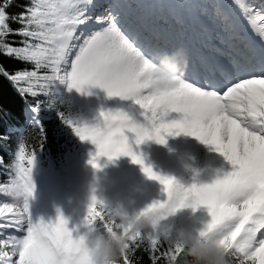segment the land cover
I'll return each instance as SVG.
<instances>
[{
	"label": "snow or ice",
	"instance_id": "1",
	"mask_svg": "<svg viewBox=\"0 0 264 264\" xmlns=\"http://www.w3.org/2000/svg\"><path fill=\"white\" fill-rule=\"evenodd\" d=\"M14 6H19L15 0H0V55L33 67L10 72L0 64V76L21 96H52V86L59 82L69 91L91 95L89 89L97 88L115 99L117 106L102 109L92 124L59 116L76 137L95 145L89 161L93 168L100 167V157L111 161L128 156L167 195L149 205L160 210L162 227L136 232L130 222H122L119 209L108 208L95 194L81 226L123 236L120 264H138L134 257L140 251L148 253L151 264H180L183 241L170 239L162 221L183 208L195 212L204 206L211 220L200 234L215 229L229 264H264V0L259 5L250 0L188 5L202 8L225 34L231 64L204 77L194 74L191 80L185 72L166 88L159 87L155 69L176 51L143 36L152 11L163 5L147 0H27L19 12L10 11ZM245 23L259 36V46L247 35ZM42 105L36 100L29 106L31 124L41 133L39 147L44 130L36 114ZM181 134L211 146L231 170H218L209 184L185 187L154 172L134 151V145L145 141L166 144V137ZM35 164L36 148L29 150L23 140L11 164L0 158L9 177L0 184V194L12 201L0 203V236L5 237L0 264H76L71 258L78 228L70 229L62 214L55 222H33L28 201L35 189ZM7 229L21 234L6 235L2 230Z\"/></svg>",
	"mask_w": 264,
	"mask_h": 264
},
{
	"label": "rangeland",
	"instance_id": "2",
	"mask_svg": "<svg viewBox=\"0 0 264 264\" xmlns=\"http://www.w3.org/2000/svg\"><path fill=\"white\" fill-rule=\"evenodd\" d=\"M197 1L201 4L214 2V0ZM160 12L168 14V9L163 6L158 11ZM66 87L67 85L64 86L65 93H71L72 90L69 91ZM89 91L91 95L82 94L75 89L72 92L75 97L76 112L70 120L75 123L92 124L96 121L102 110L101 101L98 98L105 100V109L116 107L118 104L114 99L107 98L100 89L92 88ZM68 132L73 142L61 159L42 160L36 155V164L33 169L35 189L28 201L33 222L40 220L46 223L55 222L58 214H62L68 220L70 229L76 227L79 234H84L87 228L82 227L81 223L87 215L93 194L103 200L108 208H119L129 216L138 214L154 201L167 199L163 185L147 177L141 165L133 163L128 156H121L111 161L107 157H100L97 160L100 167L93 168L89 161L96 152L95 145L88 141H81L70 128ZM150 142L154 143V148L158 147L157 142ZM134 151L142 155L145 165L151 166L157 174L175 177L176 181L185 187L191 185L190 181L181 179V172H177V168L185 166L180 157L174 162L177 168L169 166L171 163L167 164L170 157L162 160L166 166L158 167L153 160L156 158L160 160L163 157L147 156L148 160H146L142 151L135 148ZM195 212L191 209H183L162 223L169 226L172 236H183L182 234L186 232L192 233V228L199 231L205 227L211 217L204 207Z\"/></svg>",
	"mask_w": 264,
	"mask_h": 264
},
{
	"label": "bare ground",
	"instance_id": "3",
	"mask_svg": "<svg viewBox=\"0 0 264 264\" xmlns=\"http://www.w3.org/2000/svg\"><path fill=\"white\" fill-rule=\"evenodd\" d=\"M147 2L154 4L158 3V5L161 4L168 9L167 16H165L163 13H158V11L154 9L149 17V30L143 32V36L151 44L166 45L171 51L183 50V52H188V50H191L190 48H196L194 51H191V53L194 54L204 53L203 51L205 50L210 54L224 52L225 54L223 55L228 56V59L231 60L228 46L225 43V34L211 18L206 17L204 19H198V15L200 14H198L196 11H189V14L184 12V15L195 21H184L183 23H180L181 26L173 29L170 32L166 31V29H168L167 27L171 25V23L168 22V16L172 15V10L176 7L178 8L181 2L185 7H188V5H194L192 0H148ZM173 12H176V9H174ZM187 22H189L190 25H184ZM244 27L247 35L257 46H259L261 44L259 36L253 34V31L247 23H245ZM197 30L200 31L201 36L196 32L195 34H191ZM192 60L194 61L193 67L196 70H201V72H203L201 66L196 63L197 58H186L187 66L184 69V72H188V78L190 77L191 79L194 78V74L198 75V73L188 70L191 68L190 65L193 63ZM203 63L208 66L217 68L220 67L219 62L215 58L204 59ZM205 69L203 68L204 71ZM98 100L101 101L102 109H105V100L100 98H98ZM114 101L116 100L114 99ZM166 140V144L158 143V147L156 148L153 147L154 143L150 142L154 140L145 141L138 146L134 145V148L142 151L146 160H148L147 156L150 158L154 156L163 157L160 160L158 158L153 160L158 167L161 165L166 166L163 164L162 160H164L165 157H170L171 159H169L167 164L171 163L169 166L175 168L176 164L174 162L180 157L182 162L185 163V166L183 168L176 167L177 172L182 173L180 175L181 179L190 181L191 184L194 182H211L216 178V173L218 170L225 172L231 170V165L224 159L222 155L216 153L214 150H212L211 146L201 143L195 137L181 134L175 137H166ZM180 144L182 145L179 146ZM197 173L199 174L197 175ZM3 202L11 203L12 201L10 197L0 194V203ZM187 209L190 210V208ZM2 231H5L6 235L21 234L15 233L14 229ZM4 238V236H0V240Z\"/></svg>",
	"mask_w": 264,
	"mask_h": 264
},
{
	"label": "trees",
	"instance_id": "4",
	"mask_svg": "<svg viewBox=\"0 0 264 264\" xmlns=\"http://www.w3.org/2000/svg\"><path fill=\"white\" fill-rule=\"evenodd\" d=\"M16 5L10 9L12 12H19L23 4L27 0H15ZM13 27L18 25L13 24ZM10 40L18 42L20 37H10ZM0 64H2L10 72L19 69H32L33 65L17 61L4 55H0ZM43 71V70H42ZM52 96H21L12 83L3 76H0V137H7V139H0V157L3 159L4 165H9L15 159L18 143L23 140L29 146L36 148V155L42 160L47 158L61 159L72 145V138L68 132V127L62 122L59 114L62 113L66 119H70L76 112L75 97H73L72 89L63 98H57L54 94V87L52 86ZM36 100L43 101L36 118L40 122V126L44 130V139L42 147H39L41 141L40 130L31 124L33 113L30 105L36 103ZM54 103L49 105L50 101ZM9 177L5 173V169L0 167V184L6 183ZM99 224V221L97 222ZM103 231L102 229H99ZM193 235L198 234V230L192 228ZM173 241H183V236H172ZM138 264H151L149 255L146 252L140 251L134 257ZM163 264V261L160 262Z\"/></svg>",
	"mask_w": 264,
	"mask_h": 264
},
{
	"label": "clouds",
	"instance_id": "5",
	"mask_svg": "<svg viewBox=\"0 0 264 264\" xmlns=\"http://www.w3.org/2000/svg\"><path fill=\"white\" fill-rule=\"evenodd\" d=\"M186 63L183 50L165 55L155 69L159 87L166 88L178 81L183 75ZM173 178L176 181L175 177ZM120 211L122 222H130L136 232L148 231L153 228V225L162 227L160 210H150L149 205L132 216ZM201 231H204V228L199 230L195 236L191 232L182 234L183 252L180 264H229L227 254L217 244L216 237L213 235L215 229H208L204 235L200 234ZM124 243L123 236L113 235L99 229L86 231L78 237V243L71 259L76 264H120Z\"/></svg>",
	"mask_w": 264,
	"mask_h": 264
}]
</instances>
